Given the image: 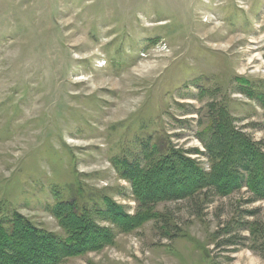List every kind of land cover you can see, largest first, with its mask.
<instances>
[{
    "label": "rangeland",
    "instance_id": "rangeland-1",
    "mask_svg": "<svg viewBox=\"0 0 264 264\" xmlns=\"http://www.w3.org/2000/svg\"><path fill=\"white\" fill-rule=\"evenodd\" d=\"M260 99L264 0H0V215L63 236L58 201L100 210L111 244L59 264H264L247 248L218 247L238 210L264 221V202L246 203L245 188L201 217L187 201L157 203L150 213L168 215L167 229L154 218L124 233L104 204L135 214L119 164H144V148L207 172L198 136L210 102L264 146Z\"/></svg>",
    "mask_w": 264,
    "mask_h": 264
},
{
    "label": "trees",
    "instance_id": "trees-1",
    "mask_svg": "<svg viewBox=\"0 0 264 264\" xmlns=\"http://www.w3.org/2000/svg\"><path fill=\"white\" fill-rule=\"evenodd\" d=\"M261 102L264 108V101ZM205 108L207 124L198 137L204 149L201 155L208 159L207 172L175 151L167 150L165 158L154 156L157 147L144 148V164L120 162V175L130 183L137 202L132 216L113 202L104 203L107 220L120 231L128 232L154 218L167 229L168 215L150 213L161 202L187 201L197 217L203 215L215 197L226 198L243 188L251 195L246 203L264 202V146L234 130L222 107L210 102ZM91 208L77 198L54 204L51 213L63 236L36 228L16 212L0 215V264H59L111 244V231L95 223L100 210ZM257 213L258 209L238 210L237 217L217 233L228 235L217 246L247 248L264 258V221L254 218ZM244 217L253 220H243Z\"/></svg>",
    "mask_w": 264,
    "mask_h": 264
}]
</instances>
